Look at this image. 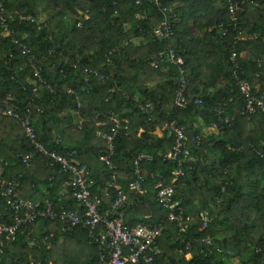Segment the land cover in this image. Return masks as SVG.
<instances>
[{"label":"trees","instance_id":"obj_1","mask_svg":"<svg viewBox=\"0 0 264 264\" xmlns=\"http://www.w3.org/2000/svg\"><path fill=\"white\" fill-rule=\"evenodd\" d=\"M231 1L243 2L236 25L228 18V0H180L176 4L171 0L177 14L171 43L182 59L186 95L191 99L201 96L203 101L178 108L174 103L178 65L150 64L167 45L148 35L161 22L155 4L147 0H4L10 32H3L0 26V101L11 96L10 106L23 115L31 100L39 139L48 149L74 150V157L89 168L95 193L107 180L106 167L98 157L105 139L97 132H110L111 116L129 121L128 132L121 130L113 140L117 184L123 191L129 193L138 153L151 155L150 160L141 161L146 198L122 207L124 222L130 227L165 221L157 242L160 251L151 264H264V155L256 152L264 153V111L250 117L240 114L242 99L227 62L235 50L242 77L253 92L264 93V63L257 61L264 57V0ZM19 15H30L33 20ZM188 20L211 29L201 37L192 36ZM127 22L133 29L131 37L126 35ZM135 37L146 41L145 50L133 45L131 38ZM22 45L35 56L46 84H35L32 68L23 66L29 54L23 53ZM244 51L246 56L241 55ZM147 101L154 104L152 113L137 108ZM218 107L232 114L233 122L211 126L212 132L201 134L195 126L197 118L211 124L217 119ZM173 119L185 127L188 136L199 133L202 137L199 144L188 142L195 167L186 165L185 185L176 187L173 195L190 216L182 233L167 220V209L157 203L150 177L161 173L172 181L175 161L164 155L174 136L162 127ZM9 120L0 116V177L17 179L24 198L43 190L46 202L56 209L76 207L69 191L59 194L67 172H59L58 166L48 165L40 156L28 166L22 163L21 155L30 145L20 125L5 129ZM239 146L243 149L238 150ZM2 191L0 185V223H11L13 214ZM109 203L107 199L103 207ZM202 213L209 218L203 230ZM44 223L49 226L44 233H54L50 249L29 246L34 234L19 233L17 241L5 248L0 264H25L30 257L42 264L94 263L96 245L85 229L62 231L60 220ZM206 236L211 245L203 243ZM74 249L78 257L72 254ZM233 258L237 260L229 261Z\"/></svg>","mask_w":264,"mask_h":264},{"label":"built area","instance_id":"obj_2","mask_svg":"<svg viewBox=\"0 0 264 264\" xmlns=\"http://www.w3.org/2000/svg\"><path fill=\"white\" fill-rule=\"evenodd\" d=\"M137 0L136 3H139ZM156 5L161 14V22L148 32L153 38H158L167 42L164 49L159 50L157 58L151 61V66L157 67L160 63L168 62L177 64L179 73L175 79L174 103L176 107L182 108L188 102L201 104L202 97L195 96L193 99L186 95L187 82L183 69L180 68L182 59L177 56L175 46L171 43V39L175 34L174 25L177 21V14L171 5V0H147ZM228 18L236 25L237 15L241 11L243 2H232L228 0ZM20 19L33 20L30 15H19ZM0 26L3 32H10L5 16L4 0H0ZM220 26H222L220 24ZM23 53H28V59L23 66H29L33 70L35 78L34 83L46 84L41 77L40 66L35 61V56L30 53V49L22 45ZM258 64L264 63V57L258 58ZM227 62L230 65V75L234 81V86L242 99V106L239 110L240 114L252 116L264 111V93L256 94L249 81L242 77L243 70L238 60L235 50L230 52ZM99 76V72L88 70ZM101 77V76H100ZM88 78H86V81ZM71 92V89H67ZM134 98H137L135 95ZM11 96L0 101V116H5L16 121L23 129V135L28 139L30 149L21 155V161L28 166L37 156L46 159L48 165L58 166L59 172H67L68 177L66 185L71 197L78 203L74 208H66L61 206L56 209L53 203L47 201L43 204L33 200L32 198H24L19 190V182L15 178L0 177V185L3 187L1 193L4 201L10 211H12L13 219L11 223H0V258L7 246L16 242L19 233L32 232V226L37 222L46 220H60L64 223L62 231H73L81 228L87 231V237L96 245L95 261L93 264H151L154 256L159 253L158 239L161 236L165 221L140 222L135 226H128L124 222V205L131 204L135 200L146 198L147 188L143 170L141 168L142 160H150L152 157L146 151H140L134 159V166L128 182L129 193H126L117 184V166L113 160L114 157V138L121 130L128 132L127 119H120L111 116L110 132L97 134L105 139V143L99 150V160L105 165L107 171V180L99 193L92 191L94 180L89 178V168L87 165L74 157L75 151L63 152L57 148L48 149L39 139L37 132L33 126L31 100L28 101L25 113L21 115L19 111L11 107L9 100ZM139 110L143 113H152L154 104L151 101L138 103ZM217 119L211 122L213 128H218L222 124L230 125L233 122V115L228 114L223 108H216ZM162 129H167L174 136V143L171 149L164 155V159L175 161V168L170 173L172 181L168 182L166 175L161 173H152L150 177L152 187L155 190V199L163 208L167 209V220L176 224L178 232L187 230L190 216L186 214L184 207L178 200H174L173 195L176 187L185 185L186 165L193 169L196 159L188 147V142L199 144L202 137L199 133L191 136L185 132V127L173 119L165 123ZM57 143L60 141L56 139ZM231 148V147H229ZM238 150H242L243 146H239ZM256 151L254 147L250 148ZM259 156L263 157L264 153L257 150ZM110 203L103 207L106 200ZM202 224L200 229L207 227L209 218L205 214H201ZM53 232L32 235L28 240L29 246L42 245L49 249ZM202 241L206 245H211L209 236L203 237ZM23 264V263H21ZM25 264H42L38 258L30 257ZM51 264V263H47Z\"/></svg>","mask_w":264,"mask_h":264},{"label":"crops","instance_id":"obj_3","mask_svg":"<svg viewBox=\"0 0 264 264\" xmlns=\"http://www.w3.org/2000/svg\"><path fill=\"white\" fill-rule=\"evenodd\" d=\"M174 1V3L176 4L177 2H179L180 0H173ZM186 25V24H185ZM187 25L190 27V34L192 35V36H195V37H201V35H202V33H204V32H209L210 31V26H207V27H205V28H200V27H198L197 25H195L194 24V22L192 21V20H188L187 21ZM186 25V26H187ZM184 27H182V29H183ZM135 39H138L139 40V42L138 41H136ZM132 41V43H133V45L135 46V47H137V49L138 48H142V49H144L145 50V47L147 46V43H146V41L143 39V38H141V37H135V38H133V39H131ZM136 41V42H135ZM147 48V47H146ZM241 55L242 56H246L247 54H246V52L244 51V52H241ZM181 58V57H180ZM204 68V67H203ZM14 125H19L16 121H14V120H9L8 121V123H7V126H6V130L8 131V130H10ZM195 126L198 128V131L201 133V134H203V135H206V134H208V133H210V132H212V130H211V124H209V122L207 121H205L202 117H198L197 118V120H196V122H195ZM65 141H66V143H70L71 142V139H70V137H66L65 138ZM79 160V159H78ZM79 161H81V160H79ZM1 171H2V167H1V165H0V174H1ZM42 192H43V190L42 191H38V192H36L34 195H32L31 197H29V198H32L33 200H35V201H37V202H39V203H44V202H46V199L43 197L44 195H42ZM65 192H68V188H67V185L66 184H63V186L60 188V190H59V194H64ZM49 228V226L47 225L46 226V224L44 223V222H42V221H40V222H37L36 224H34V226L32 227V232H33V234L34 235H39V234H42V233H44L47 229ZM49 249H50V247H49ZM48 263H51V261L50 262H48Z\"/></svg>","mask_w":264,"mask_h":264},{"label":"rangeland","instance_id":"obj_4","mask_svg":"<svg viewBox=\"0 0 264 264\" xmlns=\"http://www.w3.org/2000/svg\"><path fill=\"white\" fill-rule=\"evenodd\" d=\"M40 17L43 19L44 17H45V15H44V13H42V14H40ZM126 26V35H127V37H131L132 36V33H133V29L131 28V23L130 22H127V24L125 25ZM131 39H133V38H131ZM136 41H138L139 42V40L138 39H135ZM132 41V40H131ZM135 41V42H136ZM52 245V244H51ZM51 245H50V248H51ZM72 254H74L75 256H79L80 254L78 253V251L76 250V249H74V251L72 252ZM53 255V254H52ZM61 255H64V254H61ZM60 255V256H61ZM59 256V257H60ZM58 257V258H59ZM232 260L234 261V260H237V259H229V261H231L232 262Z\"/></svg>","mask_w":264,"mask_h":264}]
</instances>
